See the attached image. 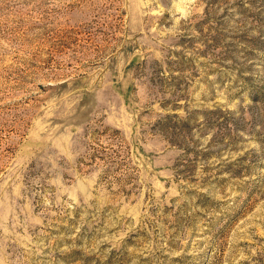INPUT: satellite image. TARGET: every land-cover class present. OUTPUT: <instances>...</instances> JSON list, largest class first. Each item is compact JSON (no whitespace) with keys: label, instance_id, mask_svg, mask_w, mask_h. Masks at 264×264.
Returning a JSON list of instances; mask_svg holds the SVG:
<instances>
[{"label":"rangeland","instance_id":"374dc122","mask_svg":"<svg viewBox=\"0 0 264 264\" xmlns=\"http://www.w3.org/2000/svg\"><path fill=\"white\" fill-rule=\"evenodd\" d=\"M0 264H264V0H0Z\"/></svg>","mask_w":264,"mask_h":264}]
</instances>
